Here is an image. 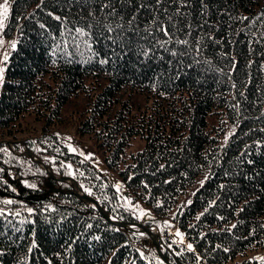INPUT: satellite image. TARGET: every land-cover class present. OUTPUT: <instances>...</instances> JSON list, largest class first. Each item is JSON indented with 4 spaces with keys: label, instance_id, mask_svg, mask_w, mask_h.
Instances as JSON below:
<instances>
[{
    "label": "trees",
    "instance_id": "obj_1",
    "mask_svg": "<svg viewBox=\"0 0 264 264\" xmlns=\"http://www.w3.org/2000/svg\"><path fill=\"white\" fill-rule=\"evenodd\" d=\"M107 2H12L7 32L17 45L0 95V264H264L235 262L264 248V0H204L207 8L146 0L131 29L140 0L122 8L111 0L123 20L105 18ZM106 23L125 25V43H111ZM160 25L171 33L163 48L169 37ZM27 117L43 122L40 146H25L38 162L14 140ZM70 122L121 173L134 200L173 218L194 251L167 239L160 253L142 228L113 224L79 197L78 186L120 222H141L113 182L51 132ZM136 138L145 145L133 153Z\"/></svg>",
    "mask_w": 264,
    "mask_h": 264
},
{
    "label": "rangeland",
    "instance_id": "obj_2",
    "mask_svg": "<svg viewBox=\"0 0 264 264\" xmlns=\"http://www.w3.org/2000/svg\"><path fill=\"white\" fill-rule=\"evenodd\" d=\"M12 2L13 0H7L8 18L4 21V27L0 28V67L5 69L3 82L0 83V95H1V90L3 88V83L5 80L9 57L13 49L17 45V34H15L14 32H7L8 21H9L10 13L12 10ZM4 3H5V0L0 1V5H3ZM13 44H15V47H13ZM5 56H7V60L4 59ZM63 111L65 114H68L71 111V107L66 105ZM22 122H23V128L25 129V131L18 132L17 138L16 139L14 138V140L23 146L22 148L23 151L21 152V155H24L25 153H27L25 152L27 151L25 147L27 145L26 140H28L29 143H32L35 147L40 146L39 142H37L36 140H37V137L42 132L43 122L42 120L35 121L32 117L24 118L22 119ZM51 130H52L51 131L52 133H55L57 136L61 138V140L67 145L69 150L75 149V151H72V150L70 151L79 153L85 160L91 161L99 170H101L113 182L115 187L117 184L120 185L119 190L117 189V187L116 189L119 195L121 205L129 209L130 211H132L135 216L141 219V222H138V223H141L142 225L147 227L144 223L150 222V225L147 228L153 231V235H154L153 237H155L158 240L159 247H160V253H161V246L168 247L167 239L177 245H180L181 247L185 249H187L188 244H192V242L187 238L185 231L177 225V222L173 218L162 220L156 217L154 213L151 211V209L145 206L144 203L134 200L132 194L128 191L125 185V181L121 173L119 171L111 170L106 166L104 158L103 156L99 154L94 141L88 136L79 135L78 132L76 131L75 125H73L72 122H70V124L65 125V126L53 125L51 127ZM3 143H7L9 148H13L15 144L14 141L12 142L9 139L3 141ZM144 145H145L144 139L136 138L134 139V141L132 142V145L129 147L128 150L130 152L137 153L144 148ZM27 154H30L31 157H34L35 160L38 162L39 159L37 155H35L34 153H30V152H28ZM86 157H90V158H86ZM17 170L19 171L18 168ZM46 170L49 172L50 176L52 177L54 176L50 168H46ZM35 172H38V170L36 169ZM20 177L21 176L17 173L16 178L20 179ZM205 177H206L205 175L201 176L196 181V183L190 188V190L180 197L178 204L174 208V213H173L174 216L176 212H178L179 209H185V207L191 203L195 192L203 184ZM74 182H71V183L75 185ZM78 189L80 192H83V190H81L79 186H78ZM129 226L130 228L138 227L134 224H131ZM141 230L144 231L143 229ZM177 231H179L183 235V242H180L181 238L175 235ZM169 250L173 252L170 248ZM244 259L251 260V261L253 260L264 261V248L257 249V250H251L248 253V255L244 257L239 256L235 262L240 263Z\"/></svg>",
    "mask_w": 264,
    "mask_h": 264
},
{
    "label": "snow or ice",
    "instance_id": "obj_3",
    "mask_svg": "<svg viewBox=\"0 0 264 264\" xmlns=\"http://www.w3.org/2000/svg\"><path fill=\"white\" fill-rule=\"evenodd\" d=\"M117 3H119L121 5V8L124 7L125 4H131V0H117ZM164 0H156V4L160 5L163 4ZM180 6L182 7H187V3L185 2V0H179ZM201 5L204 8H207V5L204 3V0H200ZM150 7V5L146 2V0H140V2L137 4V8L135 13L132 15L131 19L128 21V27L129 29H131L133 23L135 22V20L137 19V15L139 14V12L143 9H148ZM102 11H105V18L107 19L108 17H117L120 16V12L117 10L116 5L114 3L111 2V0H108L107 3H104L102 5L101 8ZM165 11H167L165 9ZM180 13L178 12L177 15H179ZM90 15H92V13H90ZM8 18V6H7V0H5V3L3 5H0V28L4 27V21ZM57 20L61 19L60 17H55ZM120 19L123 20V16H120ZM246 19V18H245ZM154 22H155V18H154ZM41 27H43V25H41ZM159 30L161 32L164 33L165 36L169 37L168 40L163 41L160 43V47H165V45H167L168 43H171V33L168 31V28L166 26L160 25L158 26ZM189 28L191 27V25L188 26ZM104 28L107 30V32L109 33V37L108 39L111 41L112 44L116 45V44H121V43H125L124 38H123V33L125 31V25L123 23H117L115 25V27H113V25L111 23H106L104 24ZM119 30V31H118ZM78 32H80L83 35V31L81 29H77ZM112 33H115V36L111 35ZM190 35V33H188ZM151 35V33H150ZM178 44L181 45H188L189 41L188 40H184V39H178L175 41ZM127 43L129 46H131V37L128 38ZM13 47H15V44H13ZM113 53H115V48L112 49ZM197 51H199V49H197ZM173 56H175L177 53L175 51H172L171 53ZM5 60H7V56H5L4 58ZM108 60H101V63H107ZM4 72L5 69L0 67V83L3 82L4 79ZM72 151H75V149H70ZM86 158H90V157H86ZM0 171H3V169H0ZM69 175H71V173H69ZM30 188L35 189L37 186L35 184H28L27 185ZM117 189L119 190L120 185L117 184L116 185ZM85 192H87L89 195H91V191L87 188L84 189ZM130 202V201H129ZM5 204H13L14 201L9 199L4 201ZM27 211L31 214L33 212V209L28 208ZM0 215H3V212L0 211ZM15 215L19 216L20 213L17 212ZM197 219H199V217H197ZM24 221H21V223H23ZM143 235V233L141 234ZM176 236L181 238L180 242H183V235L177 231L175 233ZM33 248L36 247L35 243L32 245ZM187 249L189 251H194L192 244H188L187 245ZM227 251V250H226ZM179 255V253H177Z\"/></svg>",
    "mask_w": 264,
    "mask_h": 264
},
{
    "label": "water",
    "instance_id": "obj_4",
    "mask_svg": "<svg viewBox=\"0 0 264 264\" xmlns=\"http://www.w3.org/2000/svg\"><path fill=\"white\" fill-rule=\"evenodd\" d=\"M59 179L67 181V182H74V180L70 177H61ZM74 183H75V185H77L76 182H74ZM79 188L81 189L80 186H79ZM78 195L81 199H83L84 201H86L88 203H91L96 209H98L102 213V215L106 218L107 221H109L113 224L119 225V226H129L131 224H134L138 227H141L146 233H148L149 235L152 236L153 242L155 243V245L157 246V248L160 251L158 240L155 237H153L154 235H153V231L151 229H148L147 227H145L144 225H142L141 223H138V222H120L117 218L111 216L110 213L105 211L95 199L91 198L90 196H88L84 192H80V191H78Z\"/></svg>",
    "mask_w": 264,
    "mask_h": 264
}]
</instances>
